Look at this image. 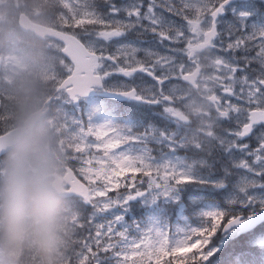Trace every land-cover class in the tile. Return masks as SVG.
Returning a JSON list of instances; mask_svg holds the SVG:
<instances>
[{
    "label": "snow or ice",
    "instance_id": "snow-or-ice-1",
    "mask_svg": "<svg viewBox=\"0 0 264 264\" xmlns=\"http://www.w3.org/2000/svg\"><path fill=\"white\" fill-rule=\"evenodd\" d=\"M65 0L61 53L53 112L68 163L81 187L68 264H205L211 238L239 225L244 209L264 210V0ZM193 37L207 45L212 61L219 122L211 147L188 145L164 99ZM93 89L155 110L173 127L130 120H95L79 101ZM240 153L238 179L228 210H209L196 227H150L130 237L121 227L129 201L149 192L168 197L185 183H208L193 175L211 168L214 151ZM129 173L131 175H129ZM225 175L231 170L224 169ZM223 188V179L215 182ZM155 199V196H153ZM251 215V213H250Z\"/></svg>",
    "mask_w": 264,
    "mask_h": 264
},
{
    "label": "rangeland",
    "instance_id": "rangeland-1",
    "mask_svg": "<svg viewBox=\"0 0 264 264\" xmlns=\"http://www.w3.org/2000/svg\"><path fill=\"white\" fill-rule=\"evenodd\" d=\"M58 7L59 4L57 5L56 0H0V96L2 97L0 99V121L5 126L17 124L22 109L36 110L47 100L48 96L46 95L50 93L51 88L54 91L55 86H57L61 56L58 43L53 40L48 41L41 50H32V46H30L31 39L28 40V36L22 35L13 23L10 21L8 23L9 14L25 10L33 17L46 21L47 24L52 23V21H59L61 25L60 18L64 10L58 12ZM207 77L209 78L206 85L207 89L203 92L206 96L214 91L215 87L212 68L207 72ZM86 100L79 102L80 108L85 112L96 109L94 118L97 123L116 118L117 120H130L137 124H153L146 122L144 118L131 117L130 112L133 111L132 109L119 108L115 102L98 101L97 103L91 99ZM189 104L194 114L196 113L195 110L201 111L204 109L201 101L195 102L191 99ZM134 109L142 112L140 108ZM49 110L50 113L43 124L53 139L61 163V173L64 174L66 167L69 166L68 157L54 117L53 104L48 108ZM116 110L125 116H116L114 113L117 112ZM176 114L173 119L178 126H182L183 115ZM182 114L185 113L182 112ZM212 119L208 115L201 114L200 116L195 115L193 122L197 126H209L213 122ZM172 127L173 125L167 127L166 124H163L158 128L168 131ZM181 134L186 144L197 145V142L192 140L193 137L190 136L192 132L190 134L182 132ZM241 155L240 153H234V160L240 159ZM4 161L5 159L0 160V175L5 170ZM205 171V167L197 168L193 170V175L209 181L208 183H185L178 186L168 197L159 195L156 192H149L145 196L129 201L126 209L119 213L124 217L121 227L128 229L130 237H137L142 230L150 227L172 231L196 227L203 220V212L209 210L227 211L229 207L227 201L236 194L234 186L238 179L246 174L232 167L230 176L216 178L213 174H211L213 176H210ZM129 175L131 174L129 173ZM221 179L225 181V186L216 188L214 186L215 182ZM257 192L264 196V190L258 189ZM153 196H155V199H153ZM168 204L172 206V209L167 207ZM75 205L76 201L74 200L62 203L64 242L60 249L58 264H68L67 254L71 247L77 216ZM142 207L146 208L144 218L141 212ZM254 208L256 207L246 208L244 212ZM219 242L221 246L213 244L214 241L211 240L209 250L217 251L225 243V238ZM258 243L261 247H264V235ZM21 258L32 264H38V258L30 250L25 251Z\"/></svg>",
    "mask_w": 264,
    "mask_h": 264
},
{
    "label": "clouds",
    "instance_id": "clouds-1",
    "mask_svg": "<svg viewBox=\"0 0 264 264\" xmlns=\"http://www.w3.org/2000/svg\"><path fill=\"white\" fill-rule=\"evenodd\" d=\"M0 175V264L31 251L58 264L63 245L61 163L39 113L22 109Z\"/></svg>",
    "mask_w": 264,
    "mask_h": 264
},
{
    "label": "flooded vegetation",
    "instance_id": "flooded-vegetation-1",
    "mask_svg": "<svg viewBox=\"0 0 264 264\" xmlns=\"http://www.w3.org/2000/svg\"><path fill=\"white\" fill-rule=\"evenodd\" d=\"M57 5L65 3V0H56ZM257 5L259 6L260 0H256ZM241 2L240 0H234L233 4L229 6V9L226 10L223 13L224 17H231L232 16V8L233 7H240ZM65 7H60L59 10L63 11ZM25 12V10L21 11L20 13L15 12L9 14V21L13 23L17 28H19L18 25V18L21 13ZM30 15V14H29ZM32 19L38 20L31 16ZM40 21V20H38ZM257 22L260 24H264V16L260 15H253L251 22ZM55 28L60 29L59 24H53L51 25ZM199 47V48H198ZM186 53V60L178 65V72L175 73L174 75L176 76V79L173 80L171 84L167 86L165 89V96L164 99L167 101V108L174 117L177 115L176 113L181 114L184 112L185 114L183 115V125L179 126V130H183V132H186L187 134H190L192 132V140L197 142V147L203 149L201 152V155H204L207 152V149L212 146L214 136L216 132L219 130V122L217 119V113H216V103L213 104L212 102L209 101L210 96H206L203 94V92L207 89V81L209 78L207 77V71L212 67V61L208 57L207 53V45L203 43L201 39L198 37H193L188 44V47L185 49ZM203 90V92H202ZM214 96V92L212 91L211 94ZM191 99H195L198 101L203 102V99H205L209 103L203 102V106H208V109H204L201 111L195 110V114L191 106L188 104V101ZM197 101V102H198ZM117 103L119 107L122 108L123 105L125 106H131V105H137L138 102L133 101V100H126V101H121V102H115ZM142 107V112L155 119L151 115L152 114H157L155 110H152L150 112V109L143 108ZM202 114H206L211 118H215V120L212 122L211 125L209 126H197L195 124H191V121L193 120V117L199 116ZM179 118L178 116H176ZM205 129V130H204ZM210 143V144H208ZM209 160V163L211 164V168L205 167V170L210 172V174H213L215 176H226L224 173V169L228 168L231 170L232 166V161L235 159L234 158V153L231 154H225L222 150L214 151L213 154L209 157H206ZM231 175V174H230ZM227 175V176H230Z\"/></svg>",
    "mask_w": 264,
    "mask_h": 264
},
{
    "label": "trees",
    "instance_id": "trees-1",
    "mask_svg": "<svg viewBox=\"0 0 264 264\" xmlns=\"http://www.w3.org/2000/svg\"><path fill=\"white\" fill-rule=\"evenodd\" d=\"M142 210L144 218L146 208ZM205 264H264V248L244 236L237 237L225 243Z\"/></svg>",
    "mask_w": 264,
    "mask_h": 264
},
{
    "label": "water",
    "instance_id": "water-1",
    "mask_svg": "<svg viewBox=\"0 0 264 264\" xmlns=\"http://www.w3.org/2000/svg\"><path fill=\"white\" fill-rule=\"evenodd\" d=\"M20 23H21V26L24 30H31V31L35 32L36 35L41 37V38H45L46 36H50V37L56 39V36L59 32V31L47 28L45 26L35 24L26 17L21 18ZM92 94H93V92L91 91L85 97H88ZM106 96L114 97L117 99L123 98V97H117V96L112 95V94H107ZM37 112L39 113V115L42 119L45 115V112L42 110L37 111ZM15 130L16 129H14V130L8 132L7 134H5L4 136L0 137V156L9 150V143H10V140H11ZM65 180L68 184H70L72 186V188L68 193L63 192L61 189L62 194L78 195L81 192L82 189L79 186L78 182L75 180V177L73 176L71 170H69V173L66 175ZM60 183H61V188H62V180L61 179H60ZM263 220H264V211L262 212V214H260L256 217H252L251 220H249L248 222L240 223L239 226L241 227L242 231H248V230L252 229L253 227H255L257 224H259L260 222H262ZM229 229L230 228H228L227 230H224V231L226 232Z\"/></svg>",
    "mask_w": 264,
    "mask_h": 264
},
{
    "label": "bare ground",
    "instance_id": "bare-ground-1",
    "mask_svg": "<svg viewBox=\"0 0 264 264\" xmlns=\"http://www.w3.org/2000/svg\"><path fill=\"white\" fill-rule=\"evenodd\" d=\"M224 248V247H223Z\"/></svg>",
    "mask_w": 264,
    "mask_h": 264
}]
</instances>
